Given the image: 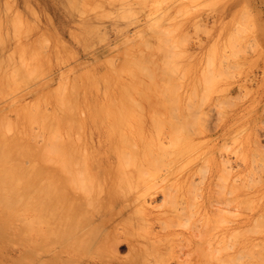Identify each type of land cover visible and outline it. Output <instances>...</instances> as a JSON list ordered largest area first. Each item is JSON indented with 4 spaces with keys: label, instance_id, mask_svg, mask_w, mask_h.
I'll return each instance as SVG.
<instances>
[{
    "label": "rangeland",
    "instance_id": "rangeland-1",
    "mask_svg": "<svg viewBox=\"0 0 264 264\" xmlns=\"http://www.w3.org/2000/svg\"><path fill=\"white\" fill-rule=\"evenodd\" d=\"M261 116L264 0H0V264L43 263L30 215L37 196H47L52 183L59 194L65 187L67 203L71 195L70 211L64 206V218L69 217L62 222L64 235L71 221L79 220V227L90 215L111 217L96 232L121 241L117 257L99 251L116 264L128 255V242L147 253L156 239V258L264 264V239H256L264 234V221L253 223L264 201V158H259L264 151L254 142V133L264 130ZM251 155L255 164L261 161L256 168L255 160L248 162ZM250 180H257L255 187ZM99 195L112 204L105 211ZM241 200L252 208L237 207ZM84 228L74 230L76 238ZM57 235L51 239L58 244L63 232ZM64 237L63 246L50 242L64 250L55 264H84L99 253L90 247L94 239ZM258 240L261 259L236 254L244 246L239 243ZM150 256L153 252L133 264L152 263Z\"/></svg>",
    "mask_w": 264,
    "mask_h": 264
},
{
    "label": "bare ground",
    "instance_id": "bare-ground-1",
    "mask_svg": "<svg viewBox=\"0 0 264 264\" xmlns=\"http://www.w3.org/2000/svg\"><path fill=\"white\" fill-rule=\"evenodd\" d=\"M114 1V0H113ZM71 7V6H70ZM73 7V6H72ZM74 8V7H73ZM76 11V10H75ZM260 114V113H259ZM262 115V114H261ZM260 116V115H259ZM262 117V116H261ZM264 117V116H263ZM262 117V118H263ZM260 118V117H259ZM261 120V119H260ZM261 121H263L264 122V119L263 120H261ZM259 131H260V129H259ZM258 132V131H257ZM254 135H255V144H256V148L257 149H259L260 151H264V130H262V128H261V132H258V133H254ZM180 136V135H179ZM182 137V136H181ZM178 138V137H177ZM249 138V137H248ZM181 139V138H180ZM250 142V141H249ZM253 142V141H252ZM251 142V143H252ZM249 144V143H248ZM247 145V144H246ZM250 145V144H249ZM67 146V145H66ZM253 146H255L254 144H253ZM249 147V146H248ZM254 148V147H253ZM256 148L254 149V150H256ZM52 150V149H51ZM50 150V151H51ZM56 150V149H55ZM253 150V149H252ZM259 150H257V151H259ZM50 151H49V153H50ZM61 151V150H60ZM64 151V150H63ZM67 152H68V149L66 150ZM248 151V150H247ZM246 151V152H247ZM72 152V151H71ZM242 152V151H241ZM249 152V151H248ZM247 152V153H248ZM252 152V151H251ZM245 153V152H244ZM243 153V154H244ZM246 153V154H247ZM257 152L255 151V153H253L254 155L256 154ZM260 153H262V152H260ZM260 153L258 152V154L260 155ZM56 155H57V153H55ZM73 154V153H72ZM124 154H126V153H124ZM123 154V155H124ZM250 154H252V153H250ZM249 154V155H250ZM263 154V153H262ZM142 155V154H141ZM144 155V154H143ZM245 155V154H244ZM254 155H251L252 156V158H254L255 156ZM138 156V155H137ZM250 156V157H251ZM254 156V157H253ZM257 156V155H256ZM262 156V155H261ZM259 157V158H264V157ZM264 156V155H263ZM61 157V156H60ZM80 157V156H79ZM123 157V156H122ZM142 157V156H141ZM242 157V159H243V157L244 156H241ZM241 157H240V159H241ZM246 157H248V156H246ZM47 158H48V156H47ZM64 158V157H63ZM62 158V159H63ZM120 158V157H119ZM65 159L66 158H64V162H66L65 161ZM123 159H124V157H123ZM122 159V160H123ZM131 159V158H130ZM147 159V158H146ZM251 159V158H250ZM76 160H77V158H76ZM76 160H74V161H76ZM81 160V159H80ZM142 160V159H141ZM254 161V162H252L253 164H255L256 163V159L254 158V159H251L250 161H248V162H251V161ZM60 161H62V160H60ZM62 161V162H63ZM68 161V160H67ZM124 161V160H123ZM244 161H246L245 160V158H244ZM257 161H258V159H257ZM262 161H263V159H262ZM73 162V161H72ZM78 162V161H77ZM122 162V161H121ZM261 162V161H260ZM260 162H258V163H260ZM264 162V161H263ZM131 163V162H130ZM148 163V162H147ZM242 163H244L243 161L241 162V164ZM251 163V164H252ZM257 163V164H258ZM69 164V163H68ZM72 164H74V163H72ZM86 164V163H85ZM153 164V163H152ZM246 164H247V161H246ZM257 164H255V168H256V165ZM264 164V163H263ZM70 165H71V163H70ZM248 165H249V163H248ZM69 166V165H68ZM72 166V165H71ZM240 166V165H239ZM259 166V165H258ZM262 166V165H261ZM261 166H259V167H261ZM63 167V166H62ZM67 167V166H66ZM73 167V166H72ZM87 167V166H86ZM97 167V166H96ZM95 167V168H96ZM139 167V166H138ZM244 167V166H243ZM251 167L252 166H249V169H251ZM259 167H257L258 169H255V171L257 170H259L260 171V169H259ZM65 168V167H64ZM140 168V167H139ZM142 168V167H141ZM246 168H247V166H246ZM68 169V168H67ZM66 169V175H67V172H68V170ZM73 169V168H72ZM75 169H76V167H75ZM99 169V168H98ZM254 168H252V170H253ZM261 169H262V167H261ZM263 169H264V165H263ZM64 170V169H63ZM94 170V169H93ZM128 170V169H127ZM244 170H245V168H244ZM248 170V169H247ZM88 171V170H87ZM251 171V170H250ZM255 171H254V173H255ZM64 172V171H63ZM72 172V171H71ZM70 172V173H71ZM75 172H76V170H75ZM139 172V171H138ZM243 172H245V171H243ZM242 172V173H243ZM249 174L250 173H252L253 171H251V172H249V171H247ZM81 173V172H80ZM84 173V172H83ZM99 173V172H98ZM132 173V172H131ZM240 173V172H239ZM257 173V172H256ZM255 173V174H256ZM264 173V172H263ZM74 174V173H73ZM241 174V173H240ZM248 174V175H249ZM255 174L253 175V173H252V177H254L255 176ZM69 175V174H68ZM75 175V174H74ZM73 175V176H74ZM78 176H79V173L77 174ZM122 175H124V174H122ZM132 175V174H131ZM247 175V174H246ZM246 175H245V178H246ZM251 175V174H250ZM250 175H249V177H250ZM257 175H258V173H257ZM264 174H262V176H263ZM72 176V175H71ZM80 176H83V175H80ZM92 176V175H91ZM126 176V175H125ZM259 176V175H258ZM221 177V176H220ZM236 177V176H235ZM234 177V178H235ZM238 177V176H237ZM251 177V178H252ZM67 178V177H66ZM69 178V177H68ZM76 177H74V179H75ZM218 178V177H217ZM251 178H248V180L249 179H251ZM256 178V177H255ZM258 178V177H257ZM260 178L261 179H264V177L262 178L261 177V175H260ZM77 179V178H76ZM104 179V178H103ZM125 179V178H124ZM137 179V178H136ZM209 179V178H208ZM221 179V178H220ZM224 180H225V178H223ZM229 179V178H228ZM233 179V178H232ZM242 179V178H241ZM253 180H255L254 178H252ZM260 179V180H261ZM48 180V179H47ZM66 180V179H65ZM80 180V179H79ZM98 180V179H97ZM138 180V179H137ZM149 181H150V179H148ZM191 180V179H190ZM195 180V179H194ZM205 180V179H204ZM216 180V179H215ZM222 180V179H221ZM227 180V179H226ZM236 180V179H235ZM244 180V179H243ZM247 180V181H248ZM253 180H250L251 182L253 181ZM258 180H259V178H258ZM259 180V181H260ZM67 181V180H66ZM128 181V180H127ZM136 181V180H135ZM141 181V180H140ZM186 181V180H185ZM197 181V180H196ZM199 181V180H198ZM212 181V180H211ZM210 181V182H211ZM229 181H230V179H229ZM234 181V180H233ZM232 181V182H233ZM244 181H246V180H244ZM59 182V181H58ZM75 182H77L76 180H75ZM91 182H93V180L91 181ZM96 182H98V181H96ZM136 182H138V181H136ZM167 182V181H166ZM224 182V181H223ZM231 182V183H232ZM236 182H237V180H236ZM255 182H257V180L255 181ZM254 181H253V183H252V185L251 186H254V183H255ZM260 182H264V181H260ZM49 183V182H48ZM69 183H70V181H69ZM95 183V182H94ZM176 183V182H175ZM184 183L185 182H183V186H184ZM189 184H191V181L190 182H188ZM197 183V182H196ZM201 184L203 183L202 181L200 182ZM219 183V182H218ZM230 183V182H229ZM231 183L229 184V185H231ZM238 183V182H237ZM248 183V182H247ZM246 183V184H247ZM70 184H72V183H70ZM96 185H97V183H95ZM143 184V183H142ZM188 184V185H189ZM223 184V183H222ZM233 184H235L234 182H233ZM232 184V185H233ZM242 184H244V182L242 183ZM242 184H239L240 186H244V185H242ZM249 184H251V183H249ZM257 184V183H256ZM255 184V185H256ZM53 185H54V188H53ZM76 185V184H75ZM149 185V184H148ZM152 185H154V184H152ZM161 185V184H160ZM209 185V184H208ZM212 185V184H211ZM214 185V184H213ZM215 185H217L216 183H215ZM214 185V186H215ZM226 185V184H225ZM263 184H261V186H262ZM36 186V185H35ZM57 185H55V184H53L52 183V186H51V188H53L50 192L49 191H47L48 193V195L47 196H44V197H41V198H43L42 200H40L41 198H38V196H37V198L35 199V202H33L34 204H33V206H32V214L30 215V216H32V217H30L32 220H34V221H32L31 220V223L33 222V224L35 225V227H36V236L34 237L35 239V247H36V249L37 250H39V254L41 255H39L40 257H44V260H43V263L42 264H55V262H53V260H55L54 258H56V257H58V255L60 256V254L64 251L63 250V247H61V246H63V243H65L64 242V239L63 238H61L62 236L64 237H67L68 236V239H71V238H76L75 236H76V234L79 232L78 231V229L79 228H82V227H84V225H86V228L87 227H89L88 229H86V228H84V229H82L83 231L84 230H86V231H84L81 235H77L78 237L76 238V239H86L85 237H88L89 239H94L92 242H91V245H90V247L91 246H93V245H97V247H95L94 246V249L93 250H95L96 252H99V251H103L102 253H105L104 255H106V252H108V253H112L111 255H114L115 257H117V253H119L118 252V249H119V246L121 245V241H119L118 239H116V240H118V241H116V240H111V241H107V240H105V239H114L113 238V236L111 235V234H104L103 236H101V234H100V236L101 237H99V236H97V235H99V234H97V232L99 231L98 230V228H100V227H103V226H105V225H107V223L108 222H110V218L109 219H107L106 218V215L105 216H102V217H100V218H96L95 216L93 217L92 216V218H91V215H90V217L89 218H87L86 217V220L85 221H83V222H85V224L84 223H82V224H84L83 226L81 225H79V227L77 226V224H79V220H77V223L74 221V223H76L75 225H76V227H74L73 228V226H75L74 225V223H72L73 221H71V223L68 225L69 227H70V225H71V228H73L74 230H77L76 232V234H75V232H74V230L72 231V229L71 228H69L68 226V228H67V231H68V229H70L68 232H66V234L64 235V232L66 231V225H65V227L62 225V222L64 223L65 221V219H68L67 217L66 218H64L65 216H66V214H68L67 212V210H69V208H71L70 207V205H68V203L69 204H71L70 203V196L68 197V203L66 202L67 201V199L65 200L64 198L65 197H67L66 196V194L67 193H65V196L64 195H62L63 194V190L62 189H64L63 187H61L62 189L60 190L62 193L61 194H59V193H57V187H56ZM66 186V185H65ZM77 187H78V190H79V186L78 185H76ZM126 186V185H125ZM131 186V185H130ZM168 186V185H167ZM173 186V185H172ZM199 186V185H198ZM201 186V185H200ZM218 186H220V183L218 184ZM250 187V185H248L247 184V187ZM60 187V186H59ZM73 187H75V186H73ZM94 187V186H93ZM98 187H99V185H98ZM141 187V186H140ZM149 187V186H148ZM155 187V186H154ZM160 187V186H159ZM170 187H171V185H170ZM176 187H178V186H176ZM176 187H175V189H176ZM225 187H227V186H225ZM224 187V188H225ZM237 187V186H236ZM246 187V188H247ZM248 187V188H249ZM255 187V186H254ZM254 187H252V188H254ZM81 188V187H80ZM83 188V187H82ZM146 188V187H145ZM158 188V187H157ZM202 188V187H201ZM201 188H200V190H201ZM213 188V187H212ZM231 188V191L232 190H235V189H233L234 188V186H233V188L232 187H230ZM245 188V189H246ZM251 188V187H250ZM249 188V189H250ZM33 190H34V188H32ZM124 189H125V187H124ZM135 189H137V188H135ZM162 189H166V187L165 188H162ZM219 188H217V190H218ZM226 189V188H225ZM243 189V188H242ZM257 189V188H256ZM36 190V189H35ZM71 190H72V188H71ZM75 190V189H74ZM78 190H76V191H78ZM87 190V189H86ZM97 190H99V189H97ZM101 190V189H100ZM126 190V189H125ZM130 190V189H129ZM138 190H140V188L138 189ZM137 190V191H138ZM176 190H178V189H176ZM182 190V189H181ZM199 190V189H198ZM199 190V191H200ZM205 190V189H204ZM212 190V189H211ZM248 190V189H247ZM253 190V189H252ZM255 190V189H254ZM260 190V189H259ZM21 191V190H20ZM124 191V190H123ZM136 191V190H135ZM136 191V192H137ZM155 191V190H154ZM163 191H165V190H163ZM167 191V190H166ZM203 191V190H202ZM220 191L222 192V189H220ZM219 191V192H220ZM228 191V190H227ZM226 191V192H227ZM235 191H237V190H235ZM249 191V190H248ZM248 191H246V192H248ZM257 191V190H256ZM255 191V192H256ZM33 192H35V191H33ZM64 192H65V189H64ZM67 192V191H66ZM72 192V191H71ZM82 192V191H81ZM93 192V191H92ZM98 192V191H97ZM102 192V191H101ZM145 192V191H144ZM144 192H142V193H144ZM150 192V191H149ZM149 192H147V194L149 193ZM175 192V191H174ZM180 192V191H179ZM239 192V191H238ZM250 192V191H249ZM252 192V191H251ZM254 192V193H255ZM43 193H44V191H43ZM74 194H77V193H75V192H73ZM85 193V192H84ZM96 193V192H95ZM159 193V192H158ZM162 193H166V192H162ZM210 193V192H209ZM215 193V192H214ZM229 193H230V190H229ZM232 193H234V194H236V192H232ZM40 194H41V192H40ZM109 194V193H108ZM107 194V195H108ZM127 194H129V193H127ZM167 194V193H166ZM165 194V196L167 197V195ZM169 195H170V192L168 193ZM172 194V193H171ZM219 194V193H218ZM222 194H224V192L222 193ZM238 194V193H237ZM251 194H253V192L251 193ZM258 194V193H257ZM37 195H38V193H37ZM43 195V194H42ZM86 195V194H85ZM93 195V194H92ZM138 195V194H137ZM150 195H151V193H150ZM154 195H157V194H154ZM176 195V194H175ZM201 195V194H200ZM215 195H216V193H215ZM230 195V194H229ZM262 195H264V191H263V194ZM60 196V197H59ZM81 196V195H80ZM89 196V195H88ZM97 196V195H96ZM100 196V195H99ZM98 196V197H99ZM127 196V195H126ZM147 196V195H146ZM164 196V195H163ZM174 196V195H173ZM172 196V197H173ZM219 196V195H218ZM217 196V197H218ZM221 196H223V195H221ZM232 196V195H231ZM231 196H230V199H231ZM234 196V195H233ZM238 196V195H237ZM260 196V195H259ZM258 196V197H259ZM34 197H36V196H34ZM57 197L59 198V199H57ZM62 197V198H61ZM64 197V198H63ZM87 197V196H86ZM138 197V196H137ZM145 196H143V198H144ZM166 197H164L166 200L169 198H166ZM171 197V196H170ZM216 197V198H217ZM243 197V196H242ZM245 197H247L246 196V194H245ZM244 197V198H245ZM253 197V196H252ZM31 198H33V197H31ZM79 198V197H78ZM89 198V197H88ZM110 198V197H109ZM139 198H141L140 196H139ZM164 198H163V200H164ZM179 198V197H178ZM226 198H227V196H226ZM229 198V197H228ZM244 198L242 199V200H244ZM254 198V197H253ZM252 198V199H253ZM260 198V197H259ZM34 199H33V201H34ZM72 199H73V197H72ZM93 199H94V197L92 196V201H93ZM122 199H124L123 197H122ZM135 199V198H134ZM153 199V198H152ZM175 199H177V198H175ZM210 199H211V197H210ZM221 199V198H220ZM247 198H245V200H246ZM252 199L250 200V201H252ZM58 200V201H57ZM63 200V201H62ZM83 200V199H82ZM89 200V199H88ZM87 200V201H88ZM125 200V199H124ZM123 200V201H124ZM146 200V199H145ZM182 200H183V198H182ZM222 200V199H221ZM220 200V203L221 202H223V201H221ZM229 200V199H228ZM233 200V199H232ZM241 200V201H242ZM244 200V203L246 202ZM249 200V199H248ZM255 200V199H254ZM62 201V202H61ZM85 201H86V198H85ZM109 200H107L105 197H103V195H101L100 196V198H99V206L102 208V209H104V211L106 210V208H109L108 206H110V205H112V204H109V203H107ZM165 201V200H164ZM170 201V200H169ZM173 201V200H172ZM236 201V200H235ZM250 201H247L248 203L250 202ZM65 202L67 203V204H65ZM71 202H73V200L71 201ZM78 202V201H77ZM97 202H96V204H97ZM132 202V201H131ZM167 203H168V201H166ZM176 202V201H175ZM179 202V201H178ZM188 202H189V199H188ZM217 202H218V200H217ZM226 202V201H225ZM57 203L60 205V206H57ZM79 203V202H78ZM91 203V202H90ZM92 203H94V201L92 202ZM165 203V202H164ZM177 203V202H176ZM181 203V202H180ZM219 203V204H220ZM229 203H230V201H229ZM240 203V202H239ZM252 203H255V202H251V204ZM62 204H64L63 205V208H64V211H63V208H61L60 210L61 211H59L58 213H60V212H62L61 213V215L60 216H57L58 215V213H56L57 212V210L56 209H59L60 207H62ZM124 204V203H123ZM130 204V203H129ZM166 204V203H165ZM182 204V203H181ZM183 204H184V201H183ZM191 204V203H190ZM190 204H189V206H190ZM228 204V203H227ZM242 204H243V201H242V203L241 204H239V205H237V207L238 206H242ZM251 204H249L248 206H245V205H243L242 206V208L245 206V208L247 207V208H252L251 207ZM66 205V207H67V205L69 206L68 207V209L66 208V207H64ZM73 205V204H72ZM77 205V204H76ZM87 205V204H86ZM90 205V204H89ZM136 205V204H135ZM139 205H141V204H139ZM138 205V206H139ZM168 205V204H167ZM225 205H226V203H225ZM225 205L223 204V206L225 207ZM230 205V204H229ZM228 205V206H229ZM247 205V204H246ZM254 205V204H253ZM252 205V206H253ZM257 205H260V204H257ZM257 205H256V207H257ZM96 205H92V206H90V208L91 209H93L94 207H95ZM125 206V205H124ZM127 206V205H126ZM129 206V205H128ZM180 206V205H179ZM227 206V205H226ZM241 206H240V208H241ZM59 207V208H58ZM122 207V206H121ZM140 207V206H139ZM143 207V206H142ZM180 207H182V206H180ZM235 207H236V205H235ZM236 207V208H237ZM260 208L258 209V211H257V214H258V216H256L257 217V219L255 220V219H253V218H251V220L253 219V223L254 224H256V226H257V224H261V222L262 221H264V201L261 203V206H259ZM75 208V207H74ZM79 208V207H78ZM127 208V207H126ZM186 208H188V207H186ZM219 208V207H218ZM233 208V207H232ZM245 208L243 209V210H245ZM65 209H67V210H65ZM72 209H73V207H72ZM82 209V208H81ZM95 209L97 210V208L95 207ZM94 209V210H95ZM110 209H112V207L110 208ZM110 209H107L108 211L110 210ZM137 210H139L138 209V207L136 208ZM144 209V208H143ZM142 209V210H143ZM165 209V208H164ZM181 209V208H180ZM197 210H198V208H196ZM222 208H219V210H221ZM226 209H227V207H226ZM234 209V208H233ZM257 209V208H256ZM77 210V209H76ZM80 210V209H79ZM86 210V209H85ZM183 211L182 212H184V210H185V207H184V209H182ZM186 210H188V209H186ZM239 210V209H238ZM242 210V211H243ZM247 210V209H246ZM248 210H250V209H248ZM65 211H67L66 213H65ZM70 211V210H69ZM82 211H84V210H82ZM81 211V212H82ZM87 211V210H86ZM135 211V210H134ZM133 211V212H134ZM192 211V210H191ZM196 211V210H195ZM231 211V210H230ZM255 211V210H254ZM254 211H253V213H254ZM75 211H73V212H71V213H74ZM76 212H78V211H76ZM94 212H96V211H94ZM102 213L103 211H99V213ZM139 212V211H138ZM166 212V211H165ZM170 212H171V210H170ZM188 212V211H187ZM222 212H223V209H222ZM243 212H245V211H243ZM70 213V212H69ZM84 213H87V212H85L84 211ZM83 213V215L82 216H84L85 214ZM136 213H137V211H136ZM142 213V212H141ZM173 213V212H172ZM191 213H193V212H191ZM225 213V212H224ZM240 213H242L241 211H240ZM249 214H250V212H248ZM256 213V212H255ZM75 215H76V213H74ZM78 214V213H77ZM88 214V213H87ZM174 214V213H173ZM178 214V213H177ZM177 214H174V215H177ZM183 214V213H182ZM188 214V213H187ZM190 214V213H189ZM211 214V213H210ZM245 214H247V212L245 213ZM80 215V214H79ZM89 215V214H88ZM87 215V216H88ZM103 215H104V212H103ZM168 216L169 215H171V214H167ZM185 215H186V212H185ZM215 215V214H214ZM71 216H72V214H70V218H71ZM77 216V215H76ZM81 215H80V217H82ZM86 216V215H85ZM180 216H181V214H180ZM192 216H193V214H192ZM195 216V215H194ZM206 216H207V214H206ZM74 217V216H73ZM79 217V216H78ZM77 217V218H78ZM145 217V216H144ZM170 217H172V216H170ZM177 217H178V215H177ZM186 217V216H185ZM205 217V216H204ZM214 217H216V216H214ZM240 217H242V216H240ZM244 217V216H243ZM247 217V216H246ZM255 217V216H254ZM59 219V222H58V219ZM182 218V217H181ZM194 218V217H193ZM216 218H218V219H220L219 218V216L218 217H216ZM221 218H222V216H221ZM81 219H85V217H83V218H81ZM169 219V218H168ZM167 219V220H168ZM178 219V218H177ZM177 219H176V221H177ZM30 220V219H29ZM100 221V223L98 224V225H96L95 223H96V221ZM162 220V219H161ZM161 220H159V221H161ZM172 220V219H171ZM173 220H174V218H173ZM179 220H181V219H178V222H180ZM246 220V219H245ZM249 220V219H248ZM251 220H249V223H250V221ZM163 222H164V220H162ZM254 221H256V222H254ZM26 222H27V220H26ZM166 222V221H165ZM169 222V221H168ZM186 222V221H185ZM252 222V221H251ZM66 223V222H65ZM68 223H69V221H68ZM67 223V224H68ZM81 223V222H80ZM167 223V222H166ZM173 224H174V222H172ZM248 223V224H249ZM252 223V224H253ZM25 224V223H24ZM30 224V223H29ZM151 224V223H150ZM177 224V223H176ZM180 224H182V223H180ZM179 224V225H180ZM190 224V223H189ZM189 224H188V226H189ZM245 224V223H244ZM247 224V225H248ZM253 224V225H254ZM262 224H263V222H262ZM34 225H33V227H34ZM63 227H62V226ZM199 225V224H198ZM243 225V224H242ZM242 225H240V226H242ZM264 225V224H263ZM263 225H261V226H263ZM57 226H58V228H57ZM167 226H169V225H166L165 227H167ZM252 226V225H251ZM251 226H249V227H251ZM256 226H252V228L254 227H256ZM187 227V226H186ZM249 227H246L247 229L249 228ZM258 227H260V226H258ZM62 228V229H61ZM65 228V230H63ZM76 228V229H75ZM168 228H170V227H168ZM246 228H245V230L244 231H246ZM251 228V229H252ZM264 228V227H263ZM262 228V229H263ZM29 229V228H28ZM34 229V228H33ZM55 229H56V233H55ZM59 229V230H58ZM240 229V228H239ZM242 229V228H241ZM256 229V228H255ZM261 229V228H260ZM63 230V231H62ZM81 230V231H82ZM32 231V230H31ZM80 231V232H81ZM97 231V232H96ZM101 231V230H100ZM244 231H240V232H244ZM263 232H264V230H262ZM262 231H260V232H258V231H256V232H258V233H263ZM62 235V232H63V235L61 236L59 233ZM149 232V231H148ZM246 232H248V231H246ZM94 233H96V234H94ZM98 233H100V232H98ZM249 233H251V232H249ZM257 233V234H258ZM56 234H58V235H60L61 237L58 239V241H59V245H61V246H59L58 248H56V249H53V247H51V245L53 244H56V246L58 245L57 244V239H51L52 238V236L54 235V237H55V235ZM148 234V233H147ZM239 234H241V233H239ZM52 235V236H51ZM58 235H57V237L56 238H58ZM96 235V236H95ZM138 235V234H137ZM154 235V234H153ZM243 234H241V236H242ZM51 236V237H50ZM89 236H91V237H89ZM152 236V235H151ZM253 236V235H252ZM50 237V238H49ZM64 237V238H65ZM71 237V238H70ZM97 239H96V238ZM99 237V238H98ZM240 237V236H239ZM246 237V236H245ZM248 237V236H247ZM246 237V238H247ZM148 238V237H147ZM242 238H244V235H243V237ZM244 239V240H247V239ZM252 238H254V237H252ZM251 238V239H252ZM67 239V238H66ZM240 240L239 241H241V237L239 238ZM256 239H264V234H261L260 236H258V237H256ZM147 240V239H146ZM151 240V243H152V239H150ZM149 239L147 240L148 242L150 241ZM154 240V239H153ZM159 240L160 239H156V242H158L159 243ZM172 240V239H171ZM215 240V239H214ZM222 242L224 241L223 239H220ZM145 241V240H144ZM147 241H145V242H147ZM219 241V240H218ZM257 241V240H256ZM256 241L255 242H253L252 244H248V245H246L244 242L245 241H243V243H239V244H244V246H239V251H238V253H236V254H240L239 256H241L242 254L244 255V254H246V255H248L249 257H251L250 255H257V256H254V257H251V258H254L255 259V257H257L258 258V256H259V258L261 257V256H263L261 253H263L262 252V249L260 250H258V248H260L262 245H263V241H261L260 243H259V240H258V243H256ZM33 242V241H32ZM50 242H52V244L50 243ZM54 242V243H53ZM135 242V241H134ZM155 242V241H154ZM155 242V243H156ZM209 241H207V243H208ZM242 242V241H241ZM249 242V241H248ZM252 242V241H251ZM263 242V243H262ZM150 243V242H149ZM148 243V244H149ZM151 243L149 244V245H151ZM155 243H152V246L150 247L149 245V247L152 249L151 251H150V248H148L149 249V251L147 252V253H149L150 252V255H151V252H153V256H150L149 258H151L150 260H152V263H151V261H149L148 262V264H175V261H177V264H182V261L180 262V261H178V260H175L174 258H173V255H170V254H168V256L167 257H162V256H160V257H158V258H156L155 257V255H154V248H155ZM210 243L211 242H209V245H210ZM219 243V242H218ZM227 243V242H226ZM237 243V242H236ZM256 243V244H255ZM261 243H262V245H261ZM132 244H134V243H132ZM131 243H129L128 242V255L127 256H125V258H124V260H126L125 262H128V263H130V264H133L134 263V260L136 259V261L138 262V261H140V256H143V257H145V255H147V253H145V250L143 251V248L142 249H136V248H133V246H131L132 245ZM215 244V243H214ZM220 244V243H219ZM222 244H225V242L224 243H222ZM260 244V245H259ZM69 245H71V246H73V241H71V243L69 244ZM140 245V244H139ZM145 245V244H144ZM55 246V245H54ZM136 246V245H135ZM222 246V245H221ZM223 246H225V245H223ZM231 246V245H230ZM232 246H233V244H232ZM137 247H138V244H137ZM140 247H142V244L140 245ZM209 247H211V246H209ZM216 247H217V245H216ZM219 247V246H218ZM236 247V246H235ZM238 247V246H237ZM258 247V248H257ZM73 248V247H72ZM221 248V247H220ZM220 248H218V249H220ZM226 248V247H225ZM251 248V249H250ZM261 248H263V246L261 247ZM222 249V248H221ZM233 249H234V246H233ZM233 249H232V251H233ZM56 250V251H55ZM143 251L144 252V254L145 255H141V253L139 254V252L140 251ZM263 250H264V248H263ZM93 252V255H94V253H96V252ZM105 251V252H104ZM220 251H222V250H220ZM102 253H97V255L95 254L94 256H92V257H90V259H87L86 261H84V264H116V262H115V259L113 258V259H110V260H106L105 258H104V255L102 254ZM168 253V252H167ZM234 253V252H233ZM234 253V254H235ZM102 254V255H101ZM233 254V255H234ZM138 255V260H137V258H136V256ZM140 255V256H139ZM229 255H230V253H229ZM110 256V255H109ZM135 256V258L133 259V260H131V258L132 257H134ZM149 256V255H148ZM231 256V255H230ZM235 256H237L236 258L238 259V258H243V259H246L245 258V256L244 257H238V255H235ZM234 256V257H235ZM126 257H127V259H126ZM37 258V257H36ZM107 258H108V256H107ZM146 258V257H145ZM251 258H248L249 260L251 259ZM258 258V259H259ZM262 258V257H261ZM260 258V259H261ZM43 259V258H42ZM58 259V258H57ZM109 259V258H108ZM233 259V258H232ZM237 259H235V260H237ZM258 259H256V260H258ZM38 260V259H37ZM41 260V259H40ZM120 260V259H119ZM124 260H123V262H124ZM142 260H143V258H142ZM131 261V262H130ZM135 261V262H136ZM241 261V260H240ZM260 261V260H259ZM123 262L121 263V264H123ZM144 262H147V260L146 261H142L141 263L142 264H144ZM238 262H239V260H238ZM243 262H245V261H243ZM251 261H249V263H250ZM260 262H262V261H260ZM57 263L58 264H61V261L59 260V261H57ZM128 263H126V264H128ZM256 263V262H255ZM119 264V263H118ZM236 264V263H235ZM243 264V263H242ZM253 264H254V262H253Z\"/></svg>",
    "mask_w": 264,
    "mask_h": 264
}]
</instances>
